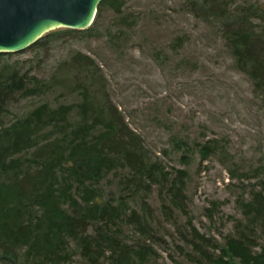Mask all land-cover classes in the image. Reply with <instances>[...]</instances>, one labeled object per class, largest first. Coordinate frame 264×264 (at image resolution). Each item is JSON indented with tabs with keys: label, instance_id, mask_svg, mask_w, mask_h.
Returning <instances> with one entry per match:
<instances>
[{
	"label": "rangeland",
	"instance_id": "374dc122",
	"mask_svg": "<svg viewBox=\"0 0 264 264\" xmlns=\"http://www.w3.org/2000/svg\"><path fill=\"white\" fill-rule=\"evenodd\" d=\"M120 1L124 12L107 0L94 29L58 28L41 44L0 58V70L15 65L21 74L50 80L45 94L17 92L5 100L0 130L41 103L82 102L87 84L77 63L88 56L91 90L104 113L125 122L155 162L151 178L116 167L94 182L104 204L122 209L121 218L112 219L119 251L93 243L85 254L67 237L62 263L207 264L206 253L218 254L229 237L248 232L252 249L260 251L264 221L257 219L263 212L255 211L264 201V80L238 61L221 18L228 14L230 23H239V12L247 10V25L259 36L264 0ZM95 112L91 119L105 133L100 120L106 116ZM82 121L75 108L65 124L78 129ZM53 130L43 129L38 148L15 157L29 161L36 151L42 154ZM209 143L211 154L204 156L201 148ZM12 245H6L8 254L0 251V264H34L29 246L14 252Z\"/></svg>",
	"mask_w": 264,
	"mask_h": 264
},
{
	"label": "trees",
	"instance_id": "16d2710c",
	"mask_svg": "<svg viewBox=\"0 0 264 264\" xmlns=\"http://www.w3.org/2000/svg\"><path fill=\"white\" fill-rule=\"evenodd\" d=\"M106 1H101L97 16L89 28H67L64 31L74 33L96 28L101 21ZM108 1L118 3L119 14L124 12L123 1ZM225 7L227 8V3ZM262 8L260 17L263 22L260 24L262 30L259 36L247 25V10L239 12V23H230L228 14H224L221 20L222 27L229 32L228 40L238 61L251 65V74L256 79L264 80V7ZM120 21L132 23L128 21V17L120 18ZM48 35L51 33L46 34ZM41 39L33 46L41 44ZM5 54L10 53L2 52L0 58ZM85 57L86 59L80 57L77 63L79 69H84L83 81L87 84L82 92V102L73 105L41 103L11 126L0 130V251L6 249L5 253H9L10 247H6L8 242L13 244L11 249L14 252L18 247L29 246L35 259L34 264H63L62 254L65 248L62 245L67 237L75 240L85 254L93 243L101 251L106 249L104 245L107 243L112 251L118 252L120 245L112 236L113 220L121 218L122 209L118 211V206L116 208L112 203L104 204L102 195L95 192L94 182L100 181L116 167L129 168L139 178H151L156 173V170H152L155 162L150 161L136 134L131 132L125 122H117L116 116L110 113L106 115L104 105L94 97L89 72L92 70V63H86L88 56ZM8 66L9 68L0 70V109L1 104L17 92L36 95L50 90V80L37 74H21L19 67ZM75 108L83 118L78 129L65 124ZM94 112L100 113L102 117L106 116L100 120L105 122V133L98 130L97 118L91 119ZM101 125L103 126L102 122ZM48 127L54 129V132L48 136L50 143L42 145V154L36 151L29 161H23L24 156L15 157L17 153L35 146L38 148L37 136ZM210 147L209 143L201 148L204 156L211 154ZM39 149L41 150L40 147ZM70 162L71 165L68 166ZM81 187H85L91 196H87ZM175 188L177 193L178 188ZM71 197H75L74 201L79 207L75 206L72 199V208L65 207V202ZM255 212H263L257 219L263 222V200ZM105 213L109 216H104ZM100 222L105 223L104 226L100 227ZM95 225L99 228L95 229ZM90 227L95 230H90ZM252 235V232H248L240 233L238 237H229L223 246L218 247V254H205L207 264H264V245L260 251L253 250ZM141 253L146 255L147 248Z\"/></svg>",
	"mask_w": 264,
	"mask_h": 264
},
{
	"label": "water",
	"instance_id": "95a60500",
	"mask_svg": "<svg viewBox=\"0 0 264 264\" xmlns=\"http://www.w3.org/2000/svg\"><path fill=\"white\" fill-rule=\"evenodd\" d=\"M102 0H0V53L27 49L58 28H89Z\"/></svg>",
	"mask_w": 264,
	"mask_h": 264
}]
</instances>
